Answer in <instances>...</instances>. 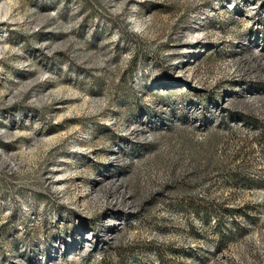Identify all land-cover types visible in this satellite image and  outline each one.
<instances>
[{"label": "rangeland", "instance_id": "obj_1", "mask_svg": "<svg viewBox=\"0 0 264 264\" xmlns=\"http://www.w3.org/2000/svg\"><path fill=\"white\" fill-rule=\"evenodd\" d=\"M0 264H264V0H0Z\"/></svg>", "mask_w": 264, "mask_h": 264}]
</instances>
